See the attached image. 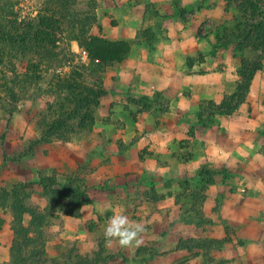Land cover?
Masks as SVG:
<instances>
[{
  "label": "crops",
  "instance_id": "crops-1",
  "mask_svg": "<svg viewBox=\"0 0 264 264\" xmlns=\"http://www.w3.org/2000/svg\"><path fill=\"white\" fill-rule=\"evenodd\" d=\"M90 1L97 17L90 34L130 44L128 55L101 73L104 94L92 133L32 145L42 133L29 105L43 100L31 89L18 101L12 123L6 119L10 130L0 141V173L40 191L35 182L41 174L55 173L62 181L78 173L92 202L82 206L80 217L63 216L64 234L80 238L85 251L94 242L86 223L107 222L115 210L145 226L140 247L158 237L160 252L184 256L174 241L184 236L179 231L185 220L198 230L197 213L182 217L176 202L190 192L194 199L202 197L199 212L209 222L205 234L234 238L222 249L231 263L264 264V134L259 132L264 128V66L237 109L218 113L210 126L198 123L202 102H222L241 80L234 48L213 50L218 30L236 11L226 0ZM71 41L68 50L78 52V41ZM8 141L16 142L15 149L7 150ZM204 165L215 172L208 184L198 175ZM200 182L206 186L203 193L196 190ZM158 220H164L161 234L147 229V222ZM113 243L108 250L116 254L120 249L113 250ZM10 246L11 241L0 263L10 260Z\"/></svg>",
  "mask_w": 264,
  "mask_h": 264
},
{
  "label": "trees",
  "instance_id": "trees-1",
  "mask_svg": "<svg viewBox=\"0 0 264 264\" xmlns=\"http://www.w3.org/2000/svg\"><path fill=\"white\" fill-rule=\"evenodd\" d=\"M12 1L0 0L1 109L13 116L17 112V103L21 97L30 96V90L34 89L33 97L35 95L43 101L46 100L47 107L39 112L42 136L33 141L32 145L56 139L69 141L78 132L92 133L96 108L104 94L101 73L106 65L124 59L129 53L130 44L91 35V27L97 20L96 14L90 18L83 17L76 10L63 11L67 4L60 2L68 3V0H57L56 3L61 6L58 11L46 9L39 12L36 18L23 24L10 18L13 12ZM226 2L227 7L233 8L236 14L230 24L223 25L218 30L213 50L231 46L234 48L235 56L240 62L238 72L241 80L236 91L225 96L222 102H202L198 123L206 127L218 113H230L245 102L255 74L264 66V0ZM71 15L76 17L70 18ZM71 29H79L80 33L70 36ZM63 38L77 40L80 49L87 51L90 64L75 65L69 74L55 73L48 86L43 87L41 81L46 70L63 67L67 65L65 61L69 60L71 55L76 56L70 50L63 51L59 46L58 42ZM78 56L82 57L79 53ZM25 58L29 59L28 68L26 72L21 73L18 71L17 61ZM187 64L192 66L191 57L188 58ZM48 96L53 99L47 100ZM143 99L149 101L148 98ZM71 120H74V123L71 124ZM77 174H67L63 181H59L55 173L40 175L35 183L42 186V196L46 199L44 208L32 201L33 192L29 189L31 183L18 182L11 189L0 186V207L11 208L14 235L10 260L0 264L39 263L37 256L46 254L47 240L44 230L55 225L63 229L64 215L81 216L82 206L90 204L92 200L86 185ZM198 175L208 184L214 179L215 172L204 165L198 170ZM26 216H30L28 224L25 223ZM212 242L218 240L201 239L194 241V246L180 244L178 248L191 252L196 246L203 247ZM143 249L144 247L138 254H141ZM74 256L72 264H107L115 257L107 253L102 242L96 244L92 253H77ZM147 264L152 263L147 261Z\"/></svg>",
  "mask_w": 264,
  "mask_h": 264
},
{
  "label": "rangeland",
  "instance_id": "rangeland-1",
  "mask_svg": "<svg viewBox=\"0 0 264 264\" xmlns=\"http://www.w3.org/2000/svg\"><path fill=\"white\" fill-rule=\"evenodd\" d=\"M57 0H13V12L12 17L13 19H16V21L20 24L25 23L29 19H34L38 15L39 12H42L44 10H51L56 9L59 10L60 4L56 3ZM64 2V1H63ZM61 4H67L63 11L70 12L72 10H76L77 12H80V15H83V17H92L95 12L94 4L91 3L90 0H86L83 2H80L79 0H68V3ZM61 8V6H60ZM73 12V11H72ZM75 15H71V17H74ZM76 17V16H75ZM74 17V18H75ZM80 17V16H79ZM80 33V30H70V36L76 35ZM67 36H69L67 33H65ZM59 46H61L62 50H68V48H71L72 41L70 38H63L60 41ZM76 56H70L69 60H66L65 62L67 65H64L63 67H60L56 70H53L54 68H51L49 70H46L43 73V78L41 81V85L47 86L50 81H52V78L54 77L55 73L65 74L72 70V67L75 65H79L82 63L80 60L81 58L78 56L77 52H74ZM79 57V58H78ZM18 64V71L21 73L26 72L29 64V59L25 58L22 60L17 61ZM57 65V64H56ZM58 67V66H57ZM52 100L50 96H48L47 100ZM10 102V101H9ZM8 102V103H9ZM24 102V101H23ZM22 102V103H23ZM21 103V104H22ZM47 101H42V103L36 105V106H30V110L35 111V119H37L36 127H38L41 130L42 129L39 126V120L40 115L39 112L42 110H45L47 107ZM11 106V105H10ZM69 106H67V109ZM40 110V111H39ZM2 112V118L3 123L0 126V141L1 139L3 141L7 140V133L10 130L8 125L6 126V119H9V122L12 123L13 116L8 115L4 111ZM208 118V115L206 116ZM216 116L211 119L208 126L212 125V123H215ZM70 123H74V120H71ZM194 130H191V134H194ZM262 134H264V128L260 129ZM81 132L76 133L72 138L80 134ZM71 138V139H72ZM16 142H7V150L15 149ZM186 153V151H185ZM6 176L0 173V186L5 187L7 189H11L14 184L18 183L16 180H10V177L8 179L5 178ZM65 179V177L62 178V181ZM81 182H83V179H81ZM84 183V182H83ZM196 190H200L202 193L206 191V186L200 182L195 183ZM203 186V187H202ZM29 189L32 190L33 196L31 197L32 201L38 205L41 208H44L46 206V203L44 200H46L42 196V191L39 189L36 190L33 185L29 186ZM203 203L202 197H192L189 193H184L182 198L177 199L176 205H178V211L182 210L183 213H181L182 217L187 216H193L194 211L196 214V226L197 229L195 232L191 230V227H189V224H192V220H185V227L183 230L179 231L180 233H183V237H179L178 240L174 241V246L176 249H179L178 246L180 244H189L194 246V241H198L201 239H214L218 240V242H212L211 244H205L203 247H194L191 252H189L186 249L185 255L181 256H174L171 253H165L164 251L160 252L159 248V238L153 237L154 239L150 242H148V245L144 246V249L141 251V254H138L139 250L142 248H138L136 251L132 252L130 250H126V252H122L121 247L118 245V243L114 242L112 245L113 250H118L116 254L110 253L108 250V246L106 244L105 238L103 236V231L106 226L107 222L99 221V222H87L86 227L88 231L91 233V236L94 237L93 239V246L91 251H85L87 247H83L82 244L84 243L80 238L73 239L72 237H68V235L64 234V228L61 229L58 226L57 227H50L46 228L44 231L45 237H46V244H45V250L46 254H40V256H37L39 259V263L35 264H72V260L75 259V256L77 253L81 255H87L92 253L93 249L95 248L96 244L99 242H102L105 249L107 250V253L115 255V257L110 260L107 264H147V261H150L152 264H176L177 262H184V264H239V263H231L230 259L227 258L226 253H222V249L226 246L227 243H230L234 240L231 236H225L223 238H213L209 237L205 234L206 225L209 224L208 219H204L203 214L199 212L201 211L200 205ZM194 210H193V209ZM193 210V211H192ZM177 212V210L175 211ZM13 214L11 208L0 207V261L4 259V256L6 255V247H8L10 241L12 244V221H13ZM30 220L29 216H26L25 223L28 224ZM201 222V223H200ZM147 229H154L157 233L164 232V220H158L156 222H147ZM197 234L198 236L191 234ZM14 236V235H13ZM236 242L239 243L240 239L236 238ZM116 245V246H115ZM11 247V246H10ZM162 249V248H161ZM180 250V249H179ZM238 250V249H237ZM10 251V250H9ZM152 253V255H151ZM238 255V253H234ZM127 255H129L127 257ZM234 255V260H237L240 258V256L236 257ZM72 256H74L72 258ZM69 257V259H68Z\"/></svg>",
  "mask_w": 264,
  "mask_h": 264
},
{
  "label": "clouds",
  "instance_id": "clouds-1",
  "mask_svg": "<svg viewBox=\"0 0 264 264\" xmlns=\"http://www.w3.org/2000/svg\"><path fill=\"white\" fill-rule=\"evenodd\" d=\"M145 226L142 223L131 220L123 212L113 210L108 218L103 231L106 244L118 243L121 248L140 247L144 241L142 234Z\"/></svg>",
  "mask_w": 264,
  "mask_h": 264
},
{
  "label": "built area",
  "instance_id": "built-area-1",
  "mask_svg": "<svg viewBox=\"0 0 264 264\" xmlns=\"http://www.w3.org/2000/svg\"><path fill=\"white\" fill-rule=\"evenodd\" d=\"M78 53L84 58V59H88V53L86 50L83 49H79Z\"/></svg>",
  "mask_w": 264,
  "mask_h": 264
}]
</instances>
